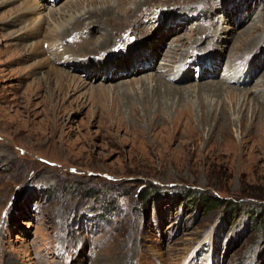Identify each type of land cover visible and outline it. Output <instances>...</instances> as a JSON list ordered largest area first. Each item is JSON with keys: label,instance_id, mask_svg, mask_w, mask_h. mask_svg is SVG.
Masks as SVG:
<instances>
[{"label": "rangeland", "instance_id": "obj_1", "mask_svg": "<svg viewBox=\"0 0 264 264\" xmlns=\"http://www.w3.org/2000/svg\"><path fill=\"white\" fill-rule=\"evenodd\" d=\"M263 208L264 0H0V264H264Z\"/></svg>", "mask_w": 264, "mask_h": 264}, {"label": "bare ground", "instance_id": "obj_2", "mask_svg": "<svg viewBox=\"0 0 264 264\" xmlns=\"http://www.w3.org/2000/svg\"><path fill=\"white\" fill-rule=\"evenodd\" d=\"M118 12H121V14L122 15H124V14H126L127 12H128V10H118ZM104 13V14H103ZM98 15L99 14H102V15H104V16H106V17H109V14L110 15H112L113 14V10H112V8H108V9H106L105 11H103V12H100V13H97ZM131 14H132V12H131ZM86 15V14H85ZM85 15H83L82 17H80V18H84V16ZM127 15V14H126ZM130 15V14H129ZM133 15V14H132ZM87 19H89V21H92L93 19H96V21L95 22H92V24H90L93 28H98V27H101V22H99V21H101V16H94L92 19H90V15L89 14H87ZM17 17L18 16H16L15 18H13V19H11L9 22L10 23H16V22H18L17 21ZM24 18L25 17H28V16H23ZM19 18H22V17H19ZM128 18H130L129 16H124V19L123 20H126L127 21V19ZM131 18H132V16H131ZM81 20V19H80ZM22 21V20H21ZM26 21L27 20H24V21H22L21 23H23V22H25V24H26ZM78 22H80L79 20H76L75 21V23H78ZM20 23V22H19ZM35 24H37V23H35ZM34 24V25H35ZM34 25L29 29V31H28V33L29 32H33V27H34ZM69 28H67V30H68ZM134 29V28H133ZM41 30H42V26H41ZM67 30H66V32H64V33H62V34H59V33H57V35H55L53 38H51V39H49V44L47 43V42H45L44 44H48V53H49V56L47 57V59L50 61V63L52 64V61L54 62V63H56V62H58V61H60V60H62L63 59V57L65 56V52L62 50H60L61 52H59L58 51V48L59 47H61L60 46V44H58L57 43V41H60L65 35H66V33H67ZM101 30V29H100ZM103 30V29H102ZM136 31H139V29L137 28L136 29ZM28 33H27V35H28ZM26 35V36H27ZM16 38H18V37H16ZM20 40H21V38H20ZM18 41V40H17ZM16 41V42H17ZM85 41L87 42V44L89 45L90 44V39L89 38H86L85 39ZM40 41H38V42H31V45H33V44H35V43H39ZM120 41H117V43H119ZM152 42V41H151ZM105 46V44H102V48ZM53 47H55V49L53 48ZM109 45H108V47H106L105 49H104V51H102V52H100V54H102L103 52H105V51H107V50H109ZM50 52H52V54L54 55L53 57H51V55H50ZM82 61V60H81ZM72 62V61H71ZM96 62V61H95ZM95 62H92L91 64H89V66L91 67V65H94V63ZM155 63V62H154ZM73 65H75V67H77V69H78V71H79V68H83V70H81V72H83V73H86V72H88V74H86V75H94L95 74V76H96V74H100L98 71L97 72H95L96 71V68L94 67L93 68V70H91V71H89V69L86 67V64H82V63H79V62H73L72 63ZM79 64H82L81 66H79ZM141 64L142 63H137L136 65H135V73H140V72H145V71H147V70H150L153 66V63L151 64V62H150V64H145V65H148V67H143L141 70H140V67H141ZM128 65V64H127ZM130 65V64H129ZM169 67V66H168ZM129 68H130V66H129ZM159 69H165V67H163V68H160V67H158ZM242 68V67H241ZM122 69V68H121ZM121 69H116V70H114V71H111L110 73H109V71H106V70H103V71H106V73L107 74H105V80H110V81H113V80H115L116 78H118V77H122L123 75V73H125L124 71L125 70H121ZM158 70V69H157ZM85 71V72H84ZM171 71V70H170ZM169 71V72H170ZM120 72H122V73H120ZM151 72V71H150ZM179 73H181L182 72V68H181V70H179L178 71ZM111 74L109 77H108V75L109 74ZM101 74H103L104 75V73H101ZM117 74V75H116ZM182 74V73H181ZM180 74V75H181ZM51 75V74H50ZM119 75V76H118ZM128 75V72L125 74V76H127ZM129 75H131V74H129ZM54 76L55 77H57L58 79H59V82L61 83L62 82V80L60 79V77H58V74L57 73H55L54 74ZM94 76V77H95ZM157 76L158 77H161V74H157ZM183 76V75H182ZM124 77V76H123ZM180 78V77H179ZM182 78V77H181ZM153 81V80H152ZM157 81V80H156ZM167 82H170L171 80H169V78H168V80H166ZM180 80H178V82H179ZM160 82V81H159ZM167 82H161V84H162V88H163V90L162 89H160L159 88V86L157 85V83L155 84V86L152 88V90L154 91V92H156L159 96H160V99L161 100H163L164 98V95H170L171 93H174V92H177V91H179V90H181V89H176V88H174L173 86H171L170 84H168ZM177 82V83H178ZM171 83V82H170ZM152 93V92H151ZM149 99V98H148ZM153 99V98H152ZM161 100H158V101H155V103H160V101ZM154 103V104H155ZM152 105H153V102H152ZM157 105H159V104H157ZM155 107V106H154ZM157 107V106H156ZM162 109V108H161ZM134 110V109H133ZM163 110V109H162ZM135 111V110H134ZM159 111H161V110H159ZM162 112V111H161ZM158 116V115H157ZM135 118V117H134Z\"/></svg>", "mask_w": 264, "mask_h": 264}, {"label": "trees", "instance_id": "obj_3", "mask_svg": "<svg viewBox=\"0 0 264 264\" xmlns=\"http://www.w3.org/2000/svg\"><path fill=\"white\" fill-rule=\"evenodd\" d=\"M205 197V196H204ZM208 198V197H207ZM204 201V203L206 204V206H209V207H211V208H216V207H218V206H220L222 203H224L223 202V200H221V199H218V198H215V197H209V199H204L203 200ZM108 204V203H107ZM235 206V205H234ZM237 206V205H236ZM235 209H236V207H234ZM264 209V208H263ZM234 213V212H233ZM263 213H264V211H263ZM232 216H233V214H232ZM256 217V216H255ZM252 219V218H251Z\"/></svg>", "mask_w": 264, "mask_h": 264}, {"label": "built area", "instance_id": "obj_4", "mask_svg": "<svg viewBox=\"0 0 264 264\" xmlns=\"http://www.w3.org/2000/svg\"><path fill=\"white\" fill-rule=\"evenodd\" d=\"M49 189H52V188L50 187V188H48L47 190H49ZM47 190H46V191H47ZM41 191H43V190L41 189Z\"/></svg>", "mask_w": 264, "mask_h": 264}]
</instances>
